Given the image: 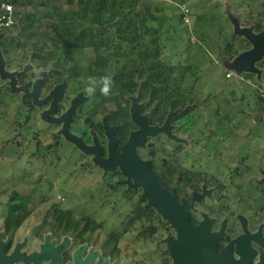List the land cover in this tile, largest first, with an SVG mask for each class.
<instances>
[{"label":"rangeland","instance_id":"rangeland-1","mask_svg":"<svg viewBox=\"0 0 264 264\" xmlns=\"http://www.w3.org/2000/svg\"><path fill=\"white\" fill-rule=\"evenodd\" d=\"M76 2L69 6L63 0L58 6L73 11ZM13 5L15 25L0 32L1 71L12 74L15 81L23 74L36 79L30 96L34 88V95L61 89L63 98L67 97L61 112L72 98L85 99L83 105L76 99L70 101L77 102L71 131L84 135L90 123L102 122L116 111L113 105L102 104L99 89L92 97L83 91L89 77L97 78L93 62L104 52L63 51L51 33L52 20L43 2ZM182 8L190 12L187 23L180 17ZM136 9L157 16L158 21L149 26L162 30L166 59L161 60L162 56L160 61L176 70L177 79L184 77L183 92L190 93L193 101L187 109L190 113L178 122L183 130L168 129L148 136L153 147L139 149L140 157H155L157 162L178 158L187 169L205 175L209 187L220 162L224 174L220 180L226 187L222 194L232 206L225 213L230 216L226 231L241 225L243 232L247 222L258 226L264 222V104L256 99V88L264 84L260 79L264 71V0H141ZM258 37L260 42L255 44L253 39ZM232 38L240 52L228 60L223 51ZM112 68L117 70L114 63ZM71 69L77 78H70ZM1 78L0 93L4 88L10 90L0 104V219L6 216L10 198L16 193L28 199L18 239L34 232L35 236L57 237L73 247L86 243L115 263L162 264L166 240L176 239L177 232L161 217L158 226L162 230L150 239L142 237L150 223L132 221L141 189L132 191L127 183L120 185L104 174L109 172L96 167L90 155L61 135L60 125L45 120V108L36 102L25 103L34 96L16 93L20 88L15 84L14 91L11 89L14 80ZM41 83L46 86L41 88ZM26 121V126L18 127ZM122 179L129 180L124 175ZM173 180L176 184L177 179ZM209 190L206 204L217 198L213 189ZM55 207L70 213L64 215L66 220L55 217ZM198 215L207 218L206 213Z\"/></svg>","mask_w":264,"mask_h":264},{"label":"trees","instance_id":"trees-1","mask_svg":"<svg viewBox=\"0 0 264 264\" xmlns=\"http://www.w3.org/2000/svg\"><path fill=\"white\" fill-rule=\"evenodd\" d=\"M139 1L141 0H77L76 9L73 11L44 3L52 20L51 33L63 51L93 52L95 49H101L104 52L103 56L95 58L92 68L97 78L106 74H111L114 78L112 95L108 97L100 95V98L102 104L113 105L116 108L115 114L118 117L120 115L117 122H122L120 148L127 140L128 126L134 127L128 120L135 100L140 109L143 108L145 113H150V124L162 127L166 123L169 124L170 120L178 124L180 119H184L190 113L188 107L193 105L191 94L186 95L183 92L184 77L177 79L176 70L160 61L163 56L162 30L149 26L158 21L157 16L152 13L148 15L139 13L136 9ZM67 4L72 5L73 0H67ZM180 17L182 18V13ZM235 44L234 38L225 44L223 53L228 60L240 52L235 50ZM113 63L117 70L113 71ZM70 73L71 79L77 78L75 69H71ZM260 79L264 83V71ZM16 82L19 88H26L29 92L34 85L31 78L24 74L17 76ZM263 85L256 88V99L260 103H262L260 94L264 92ZM9 90L4 88L3 93H0V104H3ZM182 111L184 114L178 115ZM61 113V109H58L56 115ZM27 123L28 121L19 123L18 127L22 128ZM124 198L128 199L125 195ZM27 202L28 199L25 200L16 193L12 195L8 205L10 209L4 220L8 230L22 225L26 216L21 213ZM239 204H242L241 200ZM133 207L132 221L146 220L150 223V227L142 234L144 239H150L162 230L158 226L161 216L152 209L146 199L139 197ZM55 208V217L59 221H63L66 214H70L68 211ZM87 220L90 221V218ZM222 248L223 245H220L218 252Z\"/></svg>","mask_w":264,"mask_h":264},{"label":"flooded vegetation","instance_id":"flooded-vegetation-1","mask_svg":"<svg viewBox=\"0 0 264 264\" xmlns=\"http://www.w3.org/2000/svg\"><path fill=\"white\" fill-rule=\"evenodd\" d=\"M28 77L31 78L32 85L35 84L36 79H33L31 76ZM57 84H59V82ZM45 86L46 85H44V83L43 84L41 83V88H44ZM63 96L64 93L62 94L61 98L57 102H55V107H53L52 104H53V100L56 97V94L55 96H52L51 93L44 95V93L41 91V93H38V97L36 101L38 103L37 106L43 107L45 108V110H47L43 113V114L48 113L47 116L45 115V120L54 125H60L59 126L60 133L62 132L63 123L57 124L53 120H57L61 116H63L72 107L73 103L72 102L70 103V101L74 99L72 98L71 100H69L68 106L65 109V111H63L60 115H56L58 109H61V103L65 102L67 99L66 96L64 98ZM75 99L79 101L80 105H83L86 101L83 98L80 99L75 98ZM26 101H28V103L29 102L34 103V99L31 98H26L25 103ZM38 101H41V103ZM103 105L108 106L107 103H104ZM42 112L43 111H41L39 114L41 117L43 116ZM115 112L116 111L109 113L108 117L105 118L102 122H96L93 124L90 123L88 127V131L86 132L84 131L83 132L84 135L82 136H76L71 131L73 124L76 122L73 117V119L69 124V132L71 135L81 140L88 148L94 147L97 144L102 150L101 153L102 159L108 160L110 155L111 145L113 146L115 153H121L122 148L127 144L131 134L139 130V126L132 120L130 115L128 121L132 122L134 127L130 125L128 126L127 140L125 144L120 148L119 139L122 138V134L120 133L122 122L117 123L119 122L118 120L120 115L118 117L115 114ZM139 116L144 117L145 123L147 125V129L162 128V126H154L150 124V118L148 116V113H145L143 111V108L141 109L139 108ZM182 127L183 126H180L175 122H173L172 120H170L168 129L182 131L184 128ZM107 128L112 130L110 136L107 134L106 131ZM87 134L94 135V137L89 138ZM61 135L64 137L62 133ZM148 136H153V135H147L145 139L142 141V145L138 147L136 150V153L139 157H140L138 152L139 149L143 148L145 145H148L150 148L153 147V143H149ZM90 139H92L93 141ZM89 157L91 158L93 164L97 165L94 162V156L90 155ZM140 159L150 164L153 173L158 179L160 187L165 192H167L170 196L174 197L175 201L178 204L181 205L183 203L187 204V212L189 215V220L193 227L198 226L201 222L205 220H210L211 233H218L221 229H224L223 236L218 243V247L220 245L221 246L223 245V248L220 251H222L228 245H231L233 258L235 260H238L240 258V255H238L237 253L238 241L245 235H249L250 240L247 244L244 245V248H248L251 252L254 253V257L252 259L251 264H261V257L264 255V246H262L259 243L258 237H260L261 240H264V222L257 223L258 226L256 227H254L253 222H247L246 223L247 230L243 232L241 231L242 228L241 225L239 226V229H235L238 230V232H235V230H231L229 232L226 231V229L230 225L228 221L230 216L228 215L225 216V213L229 212L232 206L230 205L229 200L223 196V194L225 195L226 187L224 185V182L220 180V175L221 176L224 175L223 173L221 174L220 172L221 170V167L219 166L220 162H217V166H215L216 173L211 175L213 177L212 179L213 183H210L211 187H209V183L205 178V175H202L200 172H194L191 169H187L185 167V163L182 160H179L178 158H166L160 162H157L155 157H153L151 160L149 159L145 160L142 159L141 157ZM96 167L99 168L100 166L97 165ZM101 170L103 171L104 169L101 168ZM107 172L109 173L105 172L104 174H106L108 177H112V179L117 180L118 184L122 185L126 182L124 179H122L123 174L119 167H116L115 169H107ZM216 174L217 176H215ZM174 178L177 179L176 184L175 181L173 180ZM198 186H202L201 188L202 190L198 188ZM230 187L232 186L230 185L229 188ZM209 189H213V191L217 195V198L216 200L212 201L211 204H206L204 201L207 197L208 191H210ZM131 190L133 191V189ZM228 191L230 192V190ZM222 192L224 193L222 194ZM220 193L222 194V196H220ZM153 209L157 212L155 208ZM199 212L206 213L207 218L204 219L201 218L200 215H198ZM166 222L173 228L172 224L169 221L166 220ZM223 222H226V227L223 226ZM238 224L239 223H237V225ZM18 228L20 227L14 228L13 230H8L7 227L5 226V221L3 222L2 226H0V251L6 258L15 257L16 259L14 260L13 264H51V262H53V259L56 256L60 261L59 264H77L76 262L77 254L79 258L78 262L80 264H119L109 260L104 253L87 246L86 243L80 244L79 242L80 244L79 246L73 247L71 243L62 241L61 239L59 240L57 237L46 236V235L35 236L34 232L33 233L28 232L29 234L27 236L18 239L16 236ZM225 235H227V237H225ZM230 235H232V237H230ZM166 244H167V249H165L164 251L165 254H163V257H165L164 259L165 261L163 263L171 264L172 255L167 241ZM43 252H45L47 257L49 258L48 261L36 260L35 257L39 256ZM86 261L87 263H85Z\"/></svg>","mask_w":264,"mask_h":264},{"label":"water","instance_id":"water-1","mask_svg":"<svg viewBox=\"0 0 264 264\" xmlns=\"http://www.w3.org/2000/svg\"><path fill=\"white\" fill-rule=\"evenodd\" d=\"M261 37V36H260ZM260 37L253 39L254 43L260 40ZM263 38V36H262ZM264 39V38H263ZM260 42V41H259ZM252 52L251 54H254ZM166 56H163L161 60H165ZM2 64H0L1 79L6 77L12 78L14 85L11 87L13 90L15 84V78L12 74H5L2 72ZM34 88L32 96L26 88H20L19 92L24 91L27 97L34 96V102L37 101L38 94L34 95L36 91ZM14 91V90H13ZM52 106L55 107L57 102L62 96V90L56 89L51 93L55 96ZM37 103V102H36ZM77 103V102H76ZM76 103L74 102L72 107L59 119L53 120L57 124L63 123L62 134L65 138L74 143L81 151L86 154L94 156V162L104 170L115 169L119 167L122 174L129 178L125 183L128 184V188L141 189L142 198L146 199L149 205L157 210V213L165 220L169 221L173 228L177 232V239L169 237L166 241L169 245L170 252L174 258V264H251L254 257V253L248 248H244L250 240L249 235H245L238 241L237 253L240 255L238 260L233 258V252L231 245H228L222 251L218 252V243L223 236V230L218 233H211V221L205 220L198 226L193 227L189 220L187 212V204H178L174 197L165 192L159 185L158 179L153 173L150 164L142 161L136 153L138 147L142 145V141L147 135H156L168 131L169 124L166 123L162 128L147 129L144 117L139 116V106L136 100L133 102L131 115L134 122L139 126V130L131 134L127 144L122 148L121 153H115L114 148L111 145L110 155L108 160H103L101 148L96 144L94 147L88 148L81 140L73 136L69 132V124L73 118V111ZM54 109V108H53ZM52 109V110H53ZM51 110V111H52ZM48 113L46 114V116ZM107 134L110 136L112 130L106 129ZM259 243L264 246V240L258 237ZM80 253V252H78ZM15 257L6 258L0 251V264H13ZM36 260L48 261V257L43 252L39 256L35 257ZM78 254L76 257L77 264ZM60 261L57 256L53 259L51 264H59ZM87 263V261L85 262ZM127 264V263H124ZM261 264H264V255L261 257Z\"/></svg>","mask_w":264,"mask_h":264},{"label":"clouds","instance_id":"clouds-1","mask_svg":"<svg viewBox=\"0 0 264 264\" xmlns=\"http://www.w3.org/2000/svg\"><path fill=\"white\" fill-rule=\"evenodd\" d=\"M114 86L115 81L113 76L111 74H106L99 78L89 77L83 91L86 96L92 97L96 94L97 89H99L101 95L108 97L112 95Z\"/></svg>","mask_w":264,"mask_h":264},{"label":"built area","instance_id":"built-area-1","mask_svg":"<svg viewBox=\"0 0 264 264\" xmlns=\"http://www.w3.org/2000/svg\"><path fill=\"white\" fill-rule=\"evenodd\" d=\"M157 1V0H153ZM189 10L182 8V19L188 22ZM15 25L14 8L10 4H2L0 6V32L10 30ZM261 102L264 104V92L260 94Z\"/></svg>","mask_w":264,"mask_h":264},{"label":"crops","instance_id":"crops-1","mask_svg":"<svg viewBox=\"0 0 264 264\" xmlns=\"http://www.w3.org/2000/svg\"><path fill=\"white\" fill-rule=\"evenodd\" d=\"M39 1L43 2V4L44 3H49V4L54 5V6L57 5V7H61V6H58V5H61L62 2H63V0H0V6L2 4H10L14 8L13 4H16V5L19 4V5L22 6V5H26L27 3H30V2H37L38 3ZM15 14L16 13H15V10H14V16H15V21H16V15ZM189 15H190V12H189ZM7 213H8V211H7ZM5 217H4V219H0V226H2V224H3L4 220H5Z\"/></svg>","mask_w":264,"mask_h":264}]
</instances>
